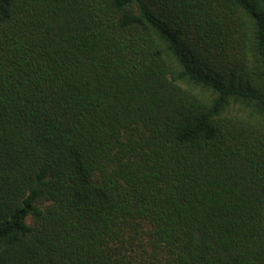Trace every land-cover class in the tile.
Masks as SVG:
<instances>
[{"label":"trees","instance_id":"obj_1","mask_svg":"<svg viewBox=\"0 0 264 264\" xmlns=\"http://www.w3.org/2000/svg\"><path fill=\"white\" fill-rule=\"evenodd\" d=\"M0 264H264V0H0Z\"/></svg>","mask_w":264,"mask_h":264}]
</instances>
